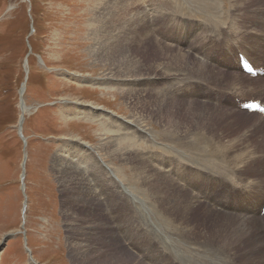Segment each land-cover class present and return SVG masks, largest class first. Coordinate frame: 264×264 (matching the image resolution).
<instances>
[{
  "label": "rangeland",
  "instance_id": "1",
  "mask_svg": "<svg viewBox=\"0 0 264 264\" xmlns=\"http://www.w3.org/2000/svg\"><path fill=\"white\" fill-rule=\"evenodd\" d=\"M190 1L0 0V264L121 260L123 249L116 254L105 246L107 240L121 246L125 235L118 229L129 226L122 222L129 205L127 222L135 221L133 214L139 211L143 219L139 215L136 225L145 226V232L163 242H170L173 232L157 213L166 218L162 211H169L166 214L175 219L176 227L194 243L251 246L256 251L250 257L264 256L257 232L233 242L239 236L233 231L252 225L251 221L260 234L264 231V173L256 175L264 172V121L260 115L254 118L260 124L247 120L240 126L234 120L242 116L245 101L264 104V74L257 79L244 73L248 80L244 79L236 69L240 51L229 56L212 42L207 48L216 65L210 73L192 65L194 60L201 62L198 49L203 43L231 33L241 37L240 17L264 15V6L260 0H213L219 9L206 14L199 11L205 1ZM187 23L195 27L197 42L187 33L184 45L194 46L181 49L175 41H167L171 35L179 37ZM185 51L190 52L189 60L182 57ZM248 51L254 64L264 67V53ZM159 65L167 76L153 77ZM182 72L186 73L176 79ZM190 76L200 77L201 84L188 93L187 86H179ZM254 78L260 89L250 91L246 87ZM25 108L22 126L19 120ZM95 113L101 116H87ZM126 122L146 126L149 138H139ZM257 127L263 129H253ZM114 132L123 146L113 142ZM128 146L140 151L153 171L144 172L136 156L127 160L122 153ZM250 161L255 162L248 165ZM75 170L82 173L84 183L65 178L71 179ZM190 196H198L203 204L189 208ZM112 198L117 201L110 203ZM149 199L156 201L153 209ZM91 200L97 203L98 217L90 211ZM217 202L229 206L230 212L220 210ZM240 217L249 222L239 221ZM90 235L95 255L105 248L107 257L97 256L93 262L86 261L88 256L77 258L76 245L87 249ZM241 250L226 254L235 264H247L238 253ZM179 259L176 255L164 261L176 264Z\"/></svg>",
  "mask_w": 264,
  "mask_h": 264
},
{
  "label": "bare ground",
  "instance_id": "2",
  "mask_svg": "<svg viewBox=\"0 0 264 264\" xmlns=\"http://www.w3.org/2000/svg\"><path fill=\"white\" fill-rule=\"evenodd\" d=\"M190 1V0H189ZM203 1H205L206 3L205 4H200L201 5V10H199V11H203L204 13H212V12H215V11H217L219 8L218 7H215V2L213 1V0H203ZM262 1H264V0H260L259 1V4H261L262 6H264L263 4H262ZM120 2V1H119ZM191 2V1H190ZM214 2V3H213ZM109 3V2H108ZM187 3V2H186ZM192 3H194V2H192ZM184 4V3H183ZM216 6H219V1H218V4H216ZM232 6V5H231ZM123 7V6H122ZM161 7H163V6H161ZM161 7H159V8H161ZM171 7V6H170ZM169 8V7H168ZM179 8V7H178ZM173 9V8H172ZM233 9V8H232ZM160 10V9H159ZM197 10V9H196ZM101 11V10H100ZM106 11V10H105ZM168 11V10H167ZM160 12V11H159ZM172 12V11H171ZM231 12V11H230ZM232 12H234V11H232ZM155 13H158V12H155ZM174 13V12H173ZM103 14V13H102ZM179 14V13H178ZM147 15H149V14H147ZM172 15V14H171ZM101 16V15H100ZM156 16H157V14H156ZM160 17V16H159ZM166 17H168V16H166ZM165 17V18H166ZM233 17V16H232ZM147 18V17H146ZM155 19H156V17H155ZM240 19H241V27H242V31L239 33V34H237V35H239V36H241V37H236L235 36V34H229L228 36H220V37H217L216 39H214V40H209V41H207V42H205V43H203L200 47H199V49H198V58H199V60L202 62V63H204V64H206L207 66H204L201 62H197V61H195L194 60V62H193V66L194 67H197V69H199V70H202V71H206V73L208 72V73H210V69L212 68H214V65H216V64H212L211 62H213L212 60V53H210L209 52V50L210 49H208L207 47H208V45H209V42H212L211 44H212V46L213 47H215L216 45H219V48L222 50V52L224 53V54H226V55H232V54H234L237 50L238 51H240V54H242L244 57H246L250 62H251V64L257 69V70H259V71H264V67L263 66H261L259 63H256L255 62V64H254V58H252L251 56H250V54H248L249 53V51L248 50H251V48L253 49L254 48V50L259 54V55H262L263 53H264V15H256V16H254L253 18H243V17H240ZM146 20V19H145ZM236 20H237V17H236ZM144 23V22H143ZM233 23V22H232ZM237 23V22H236ZM239 23V22H238ZM251 23H255V25H252ZM142 24V23H141ZM145 24V23H144ZM143 25V24H142ZM239 25V24H238ZM161 28V27H160ZM195 29V27L194 26H192L191 24H189V23H187V25H185L184 27H183V33H181L180 34V36L178 37L177 35L176 36H169L168 37V42L170 41H175L176 43H177V45L181 48V49H183V47H185V49H187V48H189V47H192V46H194L193 44H191V43H189L187 46H185L184 45V43H186V40L188 41V36H186V34L188 33V35H190L191 37H193V39H194V42H195V44H196V42H197V39H196V37H194V34L196 35V32L197 31H195L194 30ZM159 31V30H158ZM147 37V36H146ZM147 38H149V37H147ZM144 39V38H143ZM152 39V38H151ZM157 39V38H156ZM151 41V40H150ZM245 42H248V43H245ZM143 45H144V43H142ZM141 44V45H142ZM168 45V44H167ZM251 47H250V46ZM170 46V45H169ZM196 50V49H195ZM244 53H243V52ZM122 54V53H121ZM184 56L182 55V57L184 58V59H186V60H189L190 58H191V56H189V54H190V52L188 51H185L184 52ZM260 57V56H259ZM238 60V62H237V67H236V69H240V71L242 72H240L242 75V77L244 78V79H247V78H245V77H247V76H245L246 74H244V72L242 71V69H241V63H240V58L239 59H237ZM107 63V62H106ZM125 65H127V64H125ZM170 64H167V66L166 67H168ZM118 66V65H117ZM171 66V65H170ZM239 67V68H238ZM119 68V67H118ZM131 68V67H130ZM134 68V67H133ZM135 70V69H134ZM215 70V69H214ZM257 70H255V71H257ZM193 71V70H192ZM200 71H198V73H199ZM167 72H164V68L161 66V65H159V66H157V70H156V72L154 73V76L153 77H159V76H167V74H166ZM184 73H186V72H182L181 74H179L178 76H172V77H175L176 79H180L181 77H182V75L184 74ZM197 73V72H196ZM201 73V72H200ZM202 74H205V73H202ZM201 75V74H200ZM123 76V75H122ZM205 76V75H204ZM241 77V78H242ZM110 78V77H109ZM141 78H142V76H141ZM140 78V79H141ZM148 78V77H147ZM259 78V75H258V77H257V79ZM107 79V78H106ZM116 79V78H115ZM171 79V77L170 78H168V79H164V81L165 80H170ZM200 79V77H193V76H190V77H187L186 79H184V80H180L181 82H182V85L181 86H179V87H182V86H187L186 87V90L188 91V93H190V92H194L193 90H195L196 88V86L198 85V84H201V80H199ZM129 80V79H128ZM138 80V79H137ZM248 80V79H247ZM256 81H258V80H256L255 78L253 79V81L251 80L250 82L251 83H253V84H251L249 87H246V88H248V90H250V91H257V90H259L260 89V87L257 85V83H256ZM27 84V83H26ZM26 84H24L23 85V87L26 85ZM197 84V85H196ZM189 86V87H188ZM26 88V87H25ZM25 88H21L22 89V91H21V94L23 95V92H25ZM244 88V87H243ZM246 90V89H245ZM192 94V93H191ZM133 102V101H132ZM250 102H259L258 100H247V101H245L244 103H243V105L244 104H247V103H250ZM131 103V102H130ZM142 104V103H141ZM158 104V103H157ZM242 105V106H243ZM264 105V104H263ZM149 106H151V105H149ZM152 108V107H151ZM167 108V107H166ZM96 109V108H95ZM26 108L25 109H23V112H22V116L20 117V120H19V124L20 125H22L23 126V121H24V116H25V113H26ZM134 110V109H133ZM99 111V110H98ZM85 113H88V112H85ZM79 114H81V113H79ZM83 114V113H82ZM102 115H104V114H102ZM240 115H242V116H244V117H246V118H244V117H242V116H239V115H236V117H235V119L234 120H236V122L238 123V124H240V126L241 125H243L244 126V124L245 123H247V120H248V122L249 121H252L251 123H253L254 124V122L255 123H257V121H259V120H257V119H254V118H258L259 116H257V115H260V114H250V113H248L247 111H244V110H242L241 112H240ZM87 116H90L91 117V119H97V118H99L101 115L100 114H93V115H90V114H88ZM262 118H259V119H261V120H263L264 121V115L262 116V115H260ZM89 119V118H88ZM126 121V120H125ZM142 121V120H141ZM235 122V121H234ZM235 122V123H236ZM130 123L131 122H126V124L125 125H129L128 126V130L130 131V130H132V128L134 129V131H136L135 133L139 136V138H141V139H146V137L147 138H149V132H148V130L146 129V126H144V125H142V124H139V125H135V124H133V123H131V125H130ZM161 123V122H160ZM261 122L259 121V124H260ZM234 124V123H233ZM258 124V125H259ZM103 125H105V124H103ZM262 125H264V124H262ZM239 127V126H238ZM249 128V127H248ZM250 129V128H249ZM254 130H257V129H259V130H261V129H263V128H253ZM109 130V129H108ZM248 130V129H247ZM110 131V130H109ZM150 131V130H149ZM189 131V130H188ZM191 131V130H190ZM250 131V130H249ZM248 131V132H249ZM113 132V131H112ZM116 132V131H115ZM115 132H114V134H113V142L115 143V145H118L119 147L120 146H123L122 145V143H121V141H120V139H118V138H114V137H116L115 136ZM251 132V131H250ZM118 133V132H117ZM190 133V132H189ZM262 133V132H261ZM109 134H110V132H109ZM152 134V133H151ZM172 134V133H171ZM170 134V135H171ZM177 134V133H176ZM255 134V133H254ZM254 134H252V135H254ZM258 134V133H257ZM117 135V134H116ZM127 135V134H126ZM129 135V134H128ZM188 135V134H187ZM195 135V134H194ZM194 135L192 136V137H194ZM197 135V134H196ZM203 135V134H202ZM220 135H221V133H220ZM251 135V136H252ZM112 136V135H111ZM255 136V135H254ZM262 136V135H261ZM109 137V136H108ZM175 137V136H174ZM189 137V136H188ZM198 137V136H197ZM246 137V136H245ZM120 138V137H119ZM125 138V137H124ZM199 138V137H198ZM234 138V137H233ZM244 138V137H243ZM106 139V138H105ZM180 139H182L181 137L179 138V140ZM192 139V138H191ZM195 139V138H194ZM197 139V138H196ZM205 140H206V138H204ZM235 139V138H234ZM234 139H232V140H234ZM242 139V138H241ZM122 140H124L125 141V139H122ZM150 140V139H149ZM197 140H201L202 141V139H197ZM243 140H245V138L243 139ZM132 141V140H131ZM153 141V140H152ZM178 141V140H177ZM231 141V140H230ZM107 142V141H106ZM126 142H127V140H126ZM143 142H146V141H143ZM186 142V141H185ZM197 142V141H196ZM234 142V141H233ZM109 143H111V141H109ZM118 143V144H117ZM125 143V142H124ZM130 143V142H129ZM133 143V142H132ZM181 142H179V144H180ZM199 143V142H198ZM204 143V142H203ZM209 143V142H208ZM211 143V142H210ZM84 144V143H83ZM82 144V145H83ZM178 144V145H179ZM197 144V143H196ZM107 145V144H106ZM114 145V144H113ZM114 145V146H115ZM182 145V144H181ZM109 146V145H108ZM136 146H137V144H136ZM154 146V145H153ZM192 146V145H191ZM198 146V145H197ZM235 146H236V144H235ZM234 146V147H235ZM119 147H117V148H119ZM128 147H131V148H127V149H124V151H123V156L124 157H127V160L129 159H131L130 157L132 156V158H134L135 156L138 158V159H140V161L142 162V165H143V167H144V172H145V170L147 171V169L149 170V171H153V167L151 166V164H150V166H149V164H147V163H145L143 160L144 159H142V158H144V157H142V156H140V154L138 153V152H140V151H136V152H134L133 151V149H132V146H128ZM193 147V146H192ZM87 148V147H86ZM136 148V147H135ZM188 148V147H187ZM204 148V147H203ZM232 148V147H231ZM236 148V147H235ZM89 149V148H88ZM91 149V148H90ZM89 149V150H90ZM112 149V148H111ZM123 149V148H122ZM140 149H141V147H140ZM179 149V148H178ZM191 149V148H190ZM199 149V148H198ZM197 149V150H198ZM119 150V149H118ZM204 150V149H203ZM242 150V149H241ZM113 151V150H112ZM142 151V150H141ZM178 151V150H177ZM181 151V150H180ZM200 151V150H199ZM205 151V150H204ZM233 151H235V150H233ZM237 151V150H236ZM91 152H92V150H91ZM176 152V151H175ZM182 152V151H181ZM190 152V151H189ZM188 152V153H189ZM202 152V151H201ZM141 153V152H140ZM187 153V152H186ZM193 153V152H192ZM200 153V152H199ZM236 153V152H235ZM253 153V152H252ZM133 154H134V156H133ZM162 154V153H161ZM171 154V153H170ZM185 154V153H184ZM201 154V153H200ZM205 154V153H204ZM208 154V153H207ZM231 154V153H230ZM251 153H249L248 154V156L250 155ZM142 155V154H141ZM187 155V154H186ZM192 155V154H191ZM218 155V154H217ZM221 155V154H220ZM232 155V154H231ZM236 155H238V154H236ZM239 155H240V153H239ZM238 155V156H239ZM224 156V155H223ZM234 156V155H233ZM242 156H243V154H242ZM246 156V155H245ZM251 156V155H250ZM249 156V157H250ZM253 156V155H252ZM96 157V156H95ZM140 157V158H139ZM142 157V158H141ZM179 157V156H178ZM195 156H193V158H194ZM200 157V156H199ZM235 157V156H234ZM146 158V157H145ZM173 158V157H172ZM226 158V157H225ZM231 158V157H230ZM251 158V157H250ZM99 159H101V158H99ZM150 159V158H149ZM187 159V158H186ZM234 159V158H233ZM253 159V158H252ZM255 159H256V157H255ZM97 160V159H96ZM125 160V159H124ZM185 160V159H184ZM190 160V159H189ZM197 160V159H196ZM202 160V159H201ZM201 160H199L198 159V161H201ZM239 160V159H238ZM237 159H236V161H238ZM244 160V159H243ZM264 160V159H263ZM132 161V160H131ZM149 162V161H148ZM193 162V161H192ZM202 162H204V161H202ZM220 162V161H219ZM255 161H250V162H247L248 163V165H252L253 163H254ZM102 163V162H101ZM154 164V163H153ZM208 164V163H207ZM244 164H245V162H244ZM259 164V163H258ZM258 164H256V165H258ZM157 165V164H156ZM209 165V164H208ZM211 165V164H210ZM238 165H240V164H238ZM104 166V165H103ZM109 166V165H108ZM240 166H242V165H240ZM222 167V166H221ZM225 167V166H224ZM230 167H231V165H230ZM243 167V166H242ZM251 167V166H250ZM106 168V167H105ZM254 168V167H253ZM109 169V168H108ZM131 169V168H130ZM133 169V168H132ZM131 169V170H132ZM160 169V168H159ZM113 170V169H112ZM240 170V169H239ZM255 170V169H254ZM207 171V170H206ZM244 171V170H243ZM253 171V170H252ZM260 171L261 170H259L257 173H256V175L257 174H262V173H264V172H261L260 173ZM69 172V171H68ZM83 172V171H82ZM107 172H108V170H107ZM117 172H119V171H117ZM148 172V171H147ZM249 172V171H248ZM254 172V171H253ZM256 172V171H255ZM63 173V172H62ZM98 173V172H97ZM97 173H94V174H97ZM101 173V172H100ZM166 173V172H165ZM178 173V172H177ZM99 174V173H98ZM115 174V173H114ZM142 174V173H141ZM161 174V173H160ZM140 175V174H139ZM178 175V174H177ZM254 175V174H253ZM116 176V175H115ZM150 176V175H149ZM152 176V175H151ZM158 176H160L159 174H158ZM163 176H165V175H163ZM70 177H71V179L69 178V177H65V178H68L69 180H75V181H77V182H81V183H84V181H85V179H84V176L82 175V173H79L78 171H74V172H71V175H70ZM167 177L169 178V175H167ZM109 178V177H108ZM114 178V177H113ZM117 178V177H116ZM151 178H153V177H151ZM156 178V177H155ZM162 178V177H161ZM149 179V178H148ZM159 179V178H158ZM175 179V178H174ZM180 179V178H179ZM114 180V179H113ZM152 180H154V179H152ZM163 180V179H162ZM65 181H68L67 179L65 180ZM115 181V180H114ZM159 181V180H158ZM164 181V180H163ZM169 181H171V179L169 180ZM176 181V180H175ZM71 182V181H70ZM150 182H151V180H150ZM173 182V181H172ZM162 183V182H161ZM169 183V182H168ZM174 183V182H173ZM85 184H87V183H85ZM114 184H116V183H114ZM160 184V183H159ZM171 184V183H170ZM178 184V186L177 187H179L180 185H179V183H177ZM82 185V184H81ZM167 185V184H166ZM88 186V185H87ZM163 186V185H162ZM171 186V185H170ZM183 188V187H182ZM252 188V187H251ZM170 189V188H169ZM166 190V189H165ZM173 190V189H172ZM171 190V191H172ZM114 191V190H113ZM187 191V190H186ZM162 192V191H161ZM179 192V191H178ZM83 192H81V194H82ZM190 193V192H189ZM186 194V193H185ZM193 194V193H192ZM155 195V194H154ZM89 196H91V197H93V195L91 194H89ZM88 196V197H89ZM158 196V195H157ZM179 196V195H178ZM90 197V198H91ZM162 197V196H161ZM167 197V196H166ZM181 197V196H180ZM189 197V196H188ZM191 197V196H190ZM162 198H164V197H162ZM192 199H191V201H190V203L192 202V204H193V206H191L190 204H189V208H195L197 205H201V204H203L202 203V199H200L198 196L196 197V196H193V197H191ZM124 199V198H123ZM141 199V198H140ZM151 199H154V198H151ZM86 200V199H85ZM92 200H94V199H92ZM91 200V201H92ZM187 200V199H186ZM189 200V199H188ZM115 201H117V199H110V203H113V202H115ZM127 201V200H126ZM146 201H149V206H150V208L151 209H153L154 207H153V205H155V203H156V201L155 200H146ZM161 201H164L163 199L161 200ZM172 201V200H171ZM144 203H146V202H144ZM169 203V202H168ZM179 203V202H178ZM86 204V203H85ZM89 204V203H88ZM96 201H92V204H89V207L91 208L90 209V211H93V213H94V217H98L99 215L97 214V206H96ZM125 204H129V203H124L123 205H125ZM147 204V203H146ZM218 206H219V209L220 210H222L223 212H225V213H229L230 211H228V209H230L229 208V206H226V205H223V203H216ZM140 205V204H139ZM170 205V204H169ZM174 205V204H173ZM116 206H117V203L116 204H113V206L111 207L112 209H114V208H116ZM127 206V205H126ZM125 206V207H126ZM158 206V205H157ZM175 206V205H174ZM162 207V206H161ZM182 207V205L180 206V208ZM185 207V206H184ZM186 207H188V202H187V205H186ZM129 208H130V205H129ZM128 207L127 208H125V215H123V217H122V222H123V224H126L127 226H128V228L127 229H125L124 231L123 230H121V229H118V230H120V233H122V235L124 234L125 236H122L123 237V244L121 243V246H115V245H113V244H111V241L109 242L108 240H107V245L105 246V248L107 247L109 250H107V251H114V252H116V254H119V252L123 249H125L127 252H125V251H121V253L123 254L122 256L123 257H121V260H112V264H133V262L134 261H136V264H167L165 261H164V259L165 258H170V257H174V256H179L180 257V259H179V261H177V263L176 264H180L182 261H184V262H186V264H188V263H194V262H196V261H202V260H205V261H213V260H220L223 264H235L233 261H232V259H230L231 258V256L230 255H228V254H226V253H229V254H233V255H235V253L234 252H232V251H236L237 252V250L238 249H242V250H244V251H239L238 253H240L241 254V256H243V257H245V258H243L242 259V261H244L245 263H247V264H264V256L263 257H260V256H257V257H260V258H256V257H250V256H252L253 255V253L252 252H255L256 250H251V246L249 247V248H247V249H243L242 248V245H240V244H238V245H232V244H230V245H225V246H223V247H221V248H218V247H214V246H202V245H199V244H197V243H194V242H192V239L190 240L189 238H187L184 234H183V232L180 230V229H178L177 227H176V225H175V219H170V216H168V214H166V213H169V211L168 212H166L165 213V211H162V213L166 216V218L168 219H166L165 217H163L162 216V214H160L159 212L157 213V215H158V217H159V219H160V221L163 223V221H166L167 222V224H168V226H169V228L171 229V231L173 232L172 233V236H173V238H171L170 237V242H173V243H170V242H163L162 240H161V238L159 239L158 237H156L151 231L150 232H148V231H146L145 232V226H144V228L142 227H140V226H137L136 224L137 223H139V222H141V219H143L142 218V215L139 213L138 214V212L139 211H137V210H135V214H133V215H136L137 217L135 218V221L133 220V219H131V223L130 222H127L128 220H129V218L126 216V215H129L128 214V212L130 211V209H129ZM171 208V207H170ZM169 208V209H170ZM173 208V207H172ZM203 208H204V206H203ZM119 209V208H118ZM132 209H134L133 208V206H131V210ZM185 208H183V210H184ZM208 209H210V208H208ZM213 209V208H212ZM211 209V210H212ZM216 209V208H215ZM215 209H213L214 211H216V212H218L217 210H215ZM117 210V209H116ZM115 211V210H114ZM152 211V210H151ZM171 211V210H170ZM117 212V211H116ZM121 212V211H120ZM134 212V211H133ZM176 212V211H175ZM188 212V211H187ZM118 213V212H117ZM151 213V212H150ZM177 213V212H176ZM184 213V212H183ZM215 213V212H214ZM121 214V213H120ZM88 215V214H87ZM102 215V214H101ZM131 215V214H130ZM139 215L141 216L140 218H138L139 217ZM116 216H119V215H117L116 214ZM144 216V215H143ZM192 216V215H191ZM161 217H163V219H161ZM226 217V216H225ZM117 218V217H116ZM188 218V217H187ZM228 218V217H227ZM241 218V217H240ZM121 219V218H120ZM157 219V218H156ZM170 220H171V222H172V227H171V223H170ZM237 220V219H236ZM145 221V220H144ZM191 221V220H190ZM239 221H243V222H245V223H248L249 222V220L247 219V218H241V220H239ZM252 222V221H251ZM250 222V224H252V225H243L242 227H238V232L236 231V230H234L233 231V234H239V236H238V238L236 239V241H233V242H240V241H242L243 240V238H245V237H247V236H250V235H252L253 236V234L254 233H256L257 232V236L259 237V241H260V246L262 247V250H263V252H264V231H262L263 233H261L260 234V231H259V229L254 225V223L252 222L251 223ZM256 222V221H255ZM94 223V222H93ZM190 223V222H189ZM258 223V222H257ZM99 224V223H98ZM114 224V223H113ZM117 225V224H116ZM132 225V226H131ZM96 226V225H95ZM155 226H156V224H155ZM147 230V229H146ZM155 230V229H154ZM111 233V232H110ZM175 234V235H174ZM110 235V234H109ZM119 235H121V234H119ZM176 235H179L182 239H184V240H186V241H189L192 245H194V246H192V245H189V244H187V243H184L178 236H176ZM255 236V235H254ZM263 236V237H262ZM90 238L92 239V237H91V235H90V237H89V242H88V245H86V247H88L87 249H84L83 248V246L81 247L80 245H79V243L76 245V255H77V258L79 259V260H83L84 259V257L85 256H88L87 257V262L89 261V259H91V261L90 262H93V260H95V258L97 257V256H100V257H107L106 256V254L104 253V251H106L105 250V248H103L104 249V251H102V254L101 253H98V254H101V255H95L97 252L95 251L96 250V248H95V245L92 243L91 244V242H90ZM252 238V237H251ZM95 239V238H94ZM98 239V238H97ZM117 239V238H116ZM157 239H159L160 241L158 242V240ZM200 239V238H199ZM258 241V240H257ZM86 242V241H85ZM98 242V241H97ZM128 242H129V244H128ZM109 243V244H108ZM249 243V242H248ZM251 243V242H250ZM126 244V245H125ZM94 245V246H93ZM196 246V247H195ZM120 248V249H119ZM231 249V250H230ZM245 250L247 251V253L245 254ZM259 250V249H258ZM88 251H89V253H88ZM104 253V254H103ZM87 254V255H86ZM141 254H144V256L143 255H141ZM99 258V257H98ZM137 258V259H136ZM221 258H223V259H221ZM146 259H147V261H146ZM96 260H97V258H96ZM132 260H133V262H132ZM78 261V260H77ZM117 261V262H116ZM31 263V262H30ZM95 264V263H94Z\"/></svg>",
  "mask_w": 264,
  "mask_h": 264
},
{
  "label": "water",
  "instance_id": "3",
  "mask_svg": "<svg viewBox=\"0 0 264 264\" xmlns=\"http://www.w3.org/2000/svg\"><path fill=\"white\" fill-rule=\"evenodd\" d=\"M32 31H33V28H32ZM25 142V141H24ZM24 164H25V162H24ZM23 178H24V176H23Z\"/></svg>",
  "mask_w": 264,
  "mask_h": 264
}]
</instances>
